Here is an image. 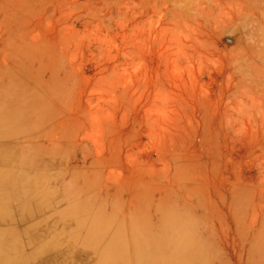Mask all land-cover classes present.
I'll list each match as a JSON object with an SVG mask.
<instances>
[{"label":"rangeland","instance_id":"374dc122","mask_svg":"<svg viewBox=\"0 0 264 264\" xmlns=\"http://www.w3.org/2000/svg\"><path fill=\"white\" fill-rule=\"evenodd\" d=\"M0 126L31 259L264 264V0H0Z\"/></svg>","mask_w":264,"mask_h":264},{"label":"crops","instance_id":"0c3cea01","mask_svg":"<svg viewBox=\"0 0 264 264\" xmlns=\"http://www.w3.org/2000/svg\"><path fill=\"white\" fill-rule=\"evenodd\" d=\"M7 154L8 153L4 150V151L0 152V157L3 158V156H7ZM6 184H8V183H6ZM8 188H10V187L4 186L3 192L0 193V195L3 196L2 202L0 203V234L4 240L5 245H8L12 241L17 242L18 249L13 255L15 257L21 256L22 258H25V260H23L17 264H26V262L29 260H31V262L33 264H38V262L42 259H43V263L49 264V261L46 260V258H45V255H46L48 250L45 251V253L41 256V258L39 260L38 259L34 260V259L30 258V256H32L35 252L42 249V245L40 244L37 233L35 232L36 226H32V227L28 228V231L25 233V236L27 238H30L31 243L36 242V244H37V247L35 249H33V251L29 255H24L20 252V244L19 243L21 242V239L23 238L24 234H22L21 232H19V230H17V228H18L17 223H16L15 227H10L12 229L2 227L1 224L7 220L18 221V220H14L13 217H16V215H18L19 213L21 214L22 217H25L30 213L31 203H29L28 200L24 199L23 196H25V195L22 196V194L18 193L16 191V189H14V187L12 188V186H11L12 189H8ZM4 191H5V193H4ZM3 193L5 195H2ZM25 203L27 204L26 209L22 207V204H25ZM21 207L23 209H25V211H22ZM1 215H4V216L1 217ZM12 243H15V242H12Z\"/></svg>","mask_w":264,"mask_h":264},{"label":"bare ground","instance_id":"6f19581e","mask_svg":"<svg viewBox=\"0 0 264 264\" xmlns=\"http://www.w3.org/2000/svg\"><path fill=\"white\" fill-rule=\"evenodd\" d=\"M10 121V120H9ZM8 121V122H9ZM1 128H3V127H1L0 126V129ZM21 157V156H20ZM4 170L3 169H0V183H3V184H5V185H7L6 183H8V181H7V175L5 176V174H4ZM27 181H28V179H27ZM15 182H16V180H15ZM9 183H12V186L15 188V184H14V182L13 181H11L10 180V182ZM19 195V194H18ZM23 205H25V204H23ZM26 206H27V204H26ZM2 216H4V215H1V217ZM94 228H92V230H93ZM89 234V233H88ZM74 237V236H73ZM89 237H91V236H89ZM20 244V243H19ZM21 246V245H20ZM50 247V246H49ZM15 248H18V245H17V242H15V243H13V245L11 246V248H10V246L8 245V247L6 248V250L5 251H2V249H1V244H0V264H16L15 263V261H16V257L13 255V253H12V250L13 249H15ZM119 251V254L120 255H122L121 254V251H120V249L118 250ZM37 253V252H36ZM40 253V252H39ZM42 256V255H41ZM108 260L111 258V254H107L106 256H105ZM19 258V257H18ZM38 264H43L42 262L41 263H38Z\"/></svg>","mask_w":264,"mask_h":264}]
</instances>
